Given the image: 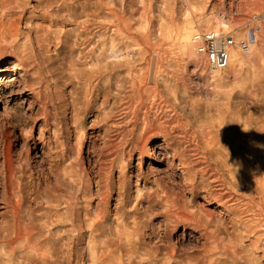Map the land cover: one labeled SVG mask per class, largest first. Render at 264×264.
<instances>
[{"label":"bare ground","instance_id":"obj_1","mask_svg":"<svg viewBox=\"0 0 264 264\" xmlns=\"http://www.w3.org/2000/svg\"><path fill=\"white\" fill-rule=\"evenodd\" d=\"M223 1L198 0L180 26L160 32L178 53L153 57L114 26L109 0H43L56 17L40 35L0 22V247L48 263L54 246L45 252L41 233L50 218L76 233L60 246L91 264H261L263 32L238 36L228 67L210 69L205 101L186 86L187 69L199 66L194 36L231 28L213 11ZM9 6L0 0V12ZM241 6L262 9L264 0ZM48 91L59 101L52 112ZM34 110L56 140L47 168L23 155Z\"/></svg>","mask_w":264,"mask_h":264},{"label":"rangeland","instance_id":"obj_2","mask_svg":"<svg viewBox=\"0 0 264 264\" xmlns=\"http://www.w3.org/2000/svg\"><path fill=\"white\" fill-rule=\"evenodd\" d=\"M9 1L10 6L8 7V10L3 13L0 12V22L18 23L21 33L23 35L30 34L31 36H35L36 34L40 35L46 31L47 27L52 26V21H54L56 15H51L50 13H52L51 9L54 8V5L53 7H46L47 5L43 3V0ZM235 1L230 2V0H225L223 3L221 2L214 6L213 11H215L216 14L222 15L221 17H223V19L225 18V20L232 22L230 30L225 32V34L229 33L234 40L237 41L238 36L246 32L249 34L250 32L253 41L255 35L258 34V32L255 34L256 31H259L260 29V31L263 32L261 37L264 38V6L262 9L257 8L258 10H248L241 6L242 0ZM197 2L198 0H188V2L185 0H109V2H106V8L107 12L112 16L111 21H113L114 26L129 29L130 38L139 43L140 49L146 54V56L153 57L160 51L169 53L173 48L170 52L172 53L176 50V46L171 47V42L166 40L160 32L170 25L180 26L187 11H190V7L197 4ZM55 28L56 26L53 27V30H55ZM69 29L70 26H66L64 31ZM202 32H209V30H203ZM165 49L167 51H163ZM175 52L178 53L177 50ZM197 55L199 66L189 67L187 69L186 86L189 94L195 100L205 101L203 96L213 93V87L208 81L210 79L209 76H211L209 72L210 68L206 62L205 56H199L200 54L198 53ZM63 56L66 58V55ZM68 66V62L64 61L63 68L67 70ZM230 76L232 78V75L229 74V77ZM49 91L43 93V99L52 102L47 105L48 111L52 112L51 105L58 106L59 101L54 93ZM51 91H53V89ZM231 96H234V93ZM12 105L13 104L9 105L8 113H11L10 108ZM33 108L36 110L35 107ZM4 109L5 104L0 103V113H3ZM17 110H20L18 106ZM35 110L34 112L36 113ZM37 113H39V117L35 119L33 118L28 123V125L33 128L30 140L31 149L30 151L24 150L23 155L24 157L29 156L31 163H36V166L39 165V167H37L39 169L41 165L44 166V168L49 166V163L58 153V149L54 144L56 141L55 138L52 137L48 131L40 132L39 126L43 123L44 118L40 115L42 114V111ZM40 133L43 135L41 140ZM149 164L150 160L145 159V170ZM0 206L2 207L3 205L0 203ZM1 207L0 211H3L4 209ZM213 208L214 206L212 209ZM158 212H161V210H158ZM158 212H155L153 217L161 220L162 218H160V215L158 216ZM50 220V218H47L43 221L44 228L41 233V238L44 241L43 245L45 252H48L47 245H50L49 248H51V244L54 246L52 254H54L55 257L52 258L53 260L51 259L48 263H43L33 255L21 253L18 248H16L14 252L10 249V252H12L10 253L9 250L7 251L9 248L4 250V248L0 247V264H91L86 253L84 256L82 251V253L77 251V248L72 249L66 245H62L63 247L60 246L63 241L62 244H65L66 241L68 243L74 239L76 233L71 232L70 228H67L66 226L62 228L61 225L59 226L57 223L52 224L53 222L51 223ZM182 232L183 229H180L177 232V235L182 234ZM242 235L246 236L244 233ZM256 236H258L257 232H252L249 239L255 240ZM249 239L243 238L241 243L248 246L251 243ZM51 241L55 243L53 244ZM56 243H58L59 246ZM55 247L57 248L55 249ZM262 252L263 250L260 249L257 251V254L259 256V263L264 264V256ZM82 256H84L85 260L81 259ZM127 264L145 263L139 259H134Z\"/></svg>","mask_w":264,"mask_h":264},{"label":"built area","instance_id":"obj_3","mask_svg":"<svg viewBox=\"0 0 264 264\" xmlns=\"http://www.w3.org/2000/svg\"><path fill=\"white\" fill-rule=\"evenodd\" d=\"M194 42L200 55H204L210 69L224 70L230 61V49L235 46L234 38L222 32H202L194 36ZM242 49L248 48V41L240 42Z\"/></svg>","mask_w":264,"mask_h":264}]
</instances>
